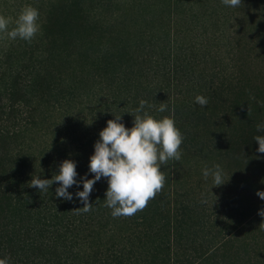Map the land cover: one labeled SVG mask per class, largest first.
<instances>
[{
    "label": "trees",
    "instance_id": "trees-1",
    "mask_svg": "<svg viewBox=\"0 0 264 264\" xmlns=\"http://www.w3.org/2000/svg\"><path fill=\"white\" fill-rule=\"evenodd\" d=\"M236 1L238 10L230 17L242 22L232 25L227 56L216 37L198 41L200 21L174 23L173 14L185 9L179 0L168 16L167 8H145V0L124 8L116 0L29 4L41 29L22 31L0 57V94H11L12 108L20 103L36 113L63 104L71 110L82 92L105 86L124 101L122 124L128 134L120 136L121 150L148 154L159 146L165 168L158 170L164 173L160 180L151 177L156 167L141 175L140 194L148 202L134 208L121 198L111 205L114 221L134 225L141 219L145 229L121 234L123 249L116 250L118 241L109 247L111 255H103L100 244L111 231L98 229L104 220L96 203L90 245L66 264H264V0H250L249 7ZM203 17L214 18L207 12ZM209 27L223 28L219 19ZM146 48L165 53V59H147L140 51ZM129 90L138 95L129 97ZM146 110L149 137L140 133ZM17 137L0 128V264H62L59 243L47 242L41 249L42 243L31 239L38 229L24 225L31 222L26 214H34L32 194L44 193L45 186L27 187L18 169L24 159L14 166L10 152L18 146ZM120 205L126 215H117ZM173 241L189 245L174 251ZM44 250L57 263L38 259Z\"/></svg>",
    "mask_w": 264,
    "mask_h": 264
},
{
    "label": "rangeland",
    "instance_id": "rangeland-1",
    "mask_svg": "<svg viewBox=\"0 0 264 264\" xmlns=\"http://www.w3.org/2000/svg\"><path fill=\"white\" fill-rule=\"evenodd\" d=\"M31 1L0 0V57L10 49L11 43L22 31L34 27L33 30L39 33L41 27L38 24V17L32 14L29 7ZM116 1L124 8L125 4L132 5L135 3L133 1L137 0ZM145 1L146 6H144L150 11L152 7L161 6V8H167V16L169 12L175 13L172 5L174 0H168L166 5L157 0ZM179 1L185 4V9L179 11L180 16L173 14L174 23L178 21L180 24L183 22L191 26L195 22L199 24L200 21L199 30L195 36L198 41L212 40L216 37L223 46L222 54L227 56L226 44L232 37L233 26L241 25L239 23L242 22L239 16L230 17L232 11L237 12L238 1L233 0L232 3L229 0ZM242 2L245 7L250 6V0H242ZM206 12L214 18L203 17ZM214 13H217V16ZM196 15L199 16L198 19H195ZM227 15L230 20L227 19ZM213 19H219L223 27L218 32L217 30L213 32L214 29L209 27ZM140 51L147 55V59L150 56L165 59V53L159 50L152 51L146 48ZM114 95L113 92L109 93L105 86L102 90L94 87L91 92H82L71 105L72 107L70 106L71 110L65 109L68 105L63 104L57 109L52 107L46 110L42 107L33 113L32 107L23 106L20 103H16L12 108L11 94L6 92L0 94V128L18 136L17 142L14 143L18 146L12 147L10 152V156L14 158L13 164L18 168L23 163V159L25 160V166L18 169L29 181L27 187L33 185L37 191L38 188L45 186L44 193L32 194L35 205L30 211L34 214L30 218L26 214L31 222L23 221L24 225L28 229H38L31 239L35 244L42 243L41 249L44 248V243L55 244L54 247L59 243L57 250H59L62 264L71 262L73 253L79 254L90 245L88 229H93L91 218L96 215L93 213L96 203L103 208L101 218L104 220L100 227H96L103 229L104 232H106L105 229L111 231L106 232L107 236L100 244L103 255H111L107 253L109 247L111 246L112 249V244H118V241L122 239L121 234L125 235L127 231L132 230L131 228L145 229L140 225L141 219L134 225H130L125 220L114 221L116 215L112 212L111 205L118 203L121 198L134 208L140 202L141 205L148 202V196L140 194L144 184L141 175L148 174L147 172L155 167L156 173L153 171L151 177L160 180L164 174L158 171L164 172L165 169L162 165L164 162L159 160L161 157L157 156L159 146L154 151L150 150L148 154L143 152L130 154L121 150L120 136L128 132L122 124L121 112L124 101L115 99ZM127 95L132 98L138 95V92L129 90ZM140 116L142 118L140 133L144 137H149L152 133L150 113L146 110V113ZM140 157H143L142 162L137 160ZM195 181L197 185L199 179L195 178ZM101 213L97 216L98 218ZM116 213L126 215L123 213L122 205ZM112 214H114L113 217H111ZM21 221L16 219L19 225ZM32 223L38 228L32 226ZM27 225H30V228ZM206 229H217V227L208 226ZM201 239L200 237L196 241L199 247L204 243ZM181 245H189V242L173 241L172 247L174 251L176 249L180 251ZM123 246L124 243L121 242L116 250L123 249ZM30 253L34 252H27L26 256H30ZM38 255L40 256L38 259H52L51 261L57 263V259L45 253V250Z\"/></svg>",
    "mask_w": 264,
    "mask_h": 264
}]
</instances>
